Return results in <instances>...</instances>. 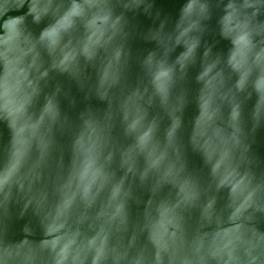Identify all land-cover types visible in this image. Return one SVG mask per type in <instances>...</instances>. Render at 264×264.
Here are the masks:
<instances>
[{"label":"water","instance_id":"95a60500","mask_svg":"<svg viewBox=\"0 0 264 264\" xmlns=\"http://www.w3.org/2000/svg\"><path fill=\"white\" fill-rule=\"evenodd\" d=\"M261 65L264 0H0V264H264Z\"/></svg>","mask_w":264,"mask_h":264},{"label":"clouds","instance_id":"9594fccd","mask_svg":"<svg viewBox=\"0 0 264 264\" xmlns=\"http://www.w3.org/2000/svg\"><path fill=\"white\" fill-rule=\"evenodd\" d=\"M246 28H247L246 24H241V23L237 22L235 24V27H233V29H232V32H236L235 38L237 36L241 35V34L246 35L247 37H249V33L246 31ZM235 38L233 40V43L235 41ZM234 45H235V43H234ZM229 63L231 64V59L229 60ZM260 73H261L262 76H264V65L260 66ZM236 87H237L238 90L242 89V87L240 86V82L239 81L237 82Z\"/></svg>","mask_w":264,"mask_h":264},{"label":"snow or ice","instance_id":"6c2138e0","mask_svg":"<svg viewBox=\"0 0 264 264\" xmlns=\"http://www.w3.org/2000/svg\"><path fill=\"white\" fill-rule=\"evenodd\" d=\"M52 37V34L51 33H46L45 34V38H51ZM239 42H246V35H242L241 36V41H238ZM247 81V76L245 75L244 77L241 78L240 80V86L243 87L245 85ZM258 87L260 88H264V80H261L258 84Z\"/></svg>","mask_w":264,"mask_h":264}]
</instances>
